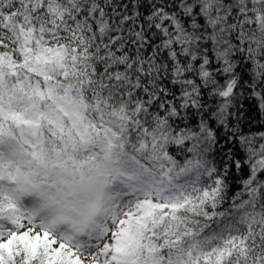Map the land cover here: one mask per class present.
Returning <instances> with one entry per match:
<instances>
[{"label":"snow or ice","instance_id":"6c2138e0","mask_svg":"<svg viewBox=\"0 0 264 264\" xmlns=\"http://www.w3.org/2000/svg\"><path fill=\"white\" fill-rule=\"evenodd\" d=\"M0 264H264V0H0Z\"/></svg>","mask_w":264,"mask_h":264}]
</instances>
